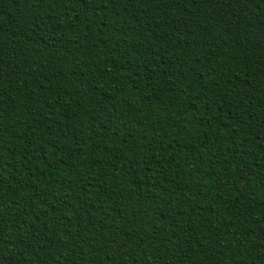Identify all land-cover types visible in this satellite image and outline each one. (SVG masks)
<instances>
[{"label":"trees","instance_id":"obj_1","mask_svg":"<svg viewBox=\"0 0 264 264\" xmlns=\"http://www.w3.org/2000/svg\"><path fill=\"white\" fill-rule=\"evenodd\" d=\"M0 264H264V0H0Z\"/></svg>","mask_w":264,"mask_h":264}]
</instances>
